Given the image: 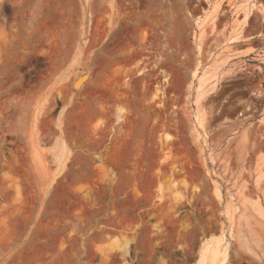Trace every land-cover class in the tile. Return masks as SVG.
<instances>
[{
  "label": "rangeland",
  "instance_id": "obj_1",
  "mask_svg": "<svg viewBox=\"0 0 264 264\" xmlns=\"http://www.w3.org/2000/svg\"><path fill=\"white\" fill-rule=\"evenodd\" d=\"M206 247L264 264V0H0V264Z\"/></svg>",
  "mask_w": 264,
  "mask_h": 264
},
{
  "label": "bare ground",
  "instance_id": "obj_2",
  "mask_svg": "<svg viewBox=\"0 0 264 264\" xmlns=\"http://www.w3.org/2000/svg\"><path fill=\"white\" fill-rule=\"evenodd\" d=\"M232 6H233V11L236 13V15H239V13H240V11H243V19L242 20H240V22H242V21H247L249 18H250V15H251V12H252V10L254 9V7H255V5L253 4H241V5H238V4H234V3H232L231 4ZM220 7V4L216 7V9L217 8H219ZM236 24H237V26L238 25H240L239 23H238V21L236 20ZM238 31L239 30H237L236 31V36H235V38H234V41H236V40H238L239 39V34H238ZM231 41H233V37H230L229 39H228V42H231ZM205 85H206V83H205V81H204V78L203 79H201L200 80V87H199V90H200V92H203L204 91V87H205ZM77 86H79V85H77ZM203 90V91H202ZM205 93V92H204ZM202 94V93H201ZM200 94V95H201ZM204 95V94H203ZM219 243V242H218ZM206 246V245H205ZM209 250V249H208ZM202 251V256H203V258L200 260L201 262H200V264H204V258H205V256L204 255H206V254H204V253H206V251H207V247L206 248H203V250H201ZM219 251V249L217 250V252ZM215 253H217L216 251H214ZM214 252H212V253H214ZM209 253V252H208ZM127 254H128V252H127ZM220 255H216V254H214V256H212V254H211V256H212V260H211V262H210V264H227V262H228V254L226 253V251L224 252V253H219ZM201 256V257H202ZM208 263V262H207Z\"/></svg>",
  "mask_w": 264,
  "mask_h": 264
}]
</instances>
